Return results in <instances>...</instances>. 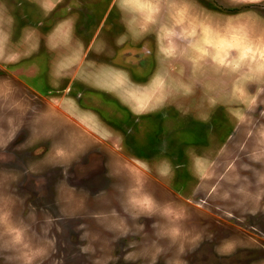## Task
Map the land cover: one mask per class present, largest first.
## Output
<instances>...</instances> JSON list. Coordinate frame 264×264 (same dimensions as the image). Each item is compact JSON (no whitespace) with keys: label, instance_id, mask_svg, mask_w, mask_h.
Here are the masks:
<instances>
[{"label":"rangeland","instance_id":"obj_1","mask_svg":"<svg viewBox=\"0 0 264 264\" xmlns=\"http://www.w3.org/2000/svg\"><path fill=\"white\" fill-rule=\"evenodd\" d=\"M66 18L54 56L79 34L90 64L128 84L156 76L164 107L137 120L62 76L53 50L24 58L27 73L0 58V264H264V0H0L16 56L30 26ZM76 101L120 145L67 124Z\"/></svg>","mask_w":264,"mask_h":264},{"label":"crops","instance_id":"obj_2","mask_svg":"<svg viewBox=\"0 0 264 264\" xmlns=\"http://www.w3.org/2000/svg\"><path fill=\"white\" fill-rule=\"evenodd\" d=\"M144 7L146 8L150 6L145 5ZM67 19L68 18H66L65 20H61L60 22L54 24L51 28L46 30V32L44 33L42 31V28L39 27L38 24H36L37 26L35 25L30 26V29L33 30V32H35L34 35L31 36V38L34 39L36 42H33L30 45L29 49L26 48L25 50H23V53L21 55L19 54L17 56L15 53V50H16L15 45L8 46L9 38L11 37V31L1 32L2 28L0 26V39L3 38L4 33H5L4 40H3V46H2V49L0 50V58H2V61H21L18 69L22 73H27L28 71L32 72L33 68H32V63L25 61L24 58H28V55L33 54L35 50H37L38 48H40L41 51L45 50L46 54L48 55L50 53L49 50H53V56H51L50 60H54L53 66L55 63V66H54L55 69L58 72H60L62 76L64 77L70 76L72 79H75L76 82L82 81L85 84L92 86L98 91H105V92H108V93L110 92L114 94L115 96L118 97V99L120 100L122 104L127 106L126 108L128 110V114L134 117H137V120L139 119V115H142L143 113L147 114L145 112H148V110H152L153 108L158 110L164 107V104L156 103L158 101H152L154 100V98L156 99L160 98V94H162L161 90L156 91L155 89L156 88L155 85H157L158 83L157 82L158 79H156V76L152 75L149 77L150 79L148 78L149 80L145 78L146 80H139V81L136 80L137 82H134V83L132 82V84H128L127 81L124 79V77L121 76V73H120L121 68L113 67V66H105L101 64L96 65L95 63L90 64L92 62L90 61L91 59L86 61L84 60V58L86 57L88 53L87 52L89 50L88 47L92 46L94 41L89 40L86 43L85 39L77 33H76L77 34L76 36H72V39L76 43L74 48H72V50L69 51L67 55H63L61 58L60 56L58 58L57 55L54 56V51L58 50L57 47H54V45L57 42L51 41V39L54 40V34H55L54 29L57 28L58 25L60 26L59 27L60 29L65 28L68 25V23H64ZM1 23L2 22L0 20V25ZM74 26H75V23H74ZM30 29H25V31L23 32L25 41L26 39L30 40V33H31ZM73 29L75 30L76 26L73 27ZM37 32L39 33L38 38H36V35H35ZM64 44L65 43H62L61 47H63ZM78 46H79V50L77 51ZM95 66H97L96 70H92L95 68ZM73 67L74 69H72ZM97 73L102 74L99 76H101L100 78L103 81L93 78L95 74L98 75ZM108 80L113 81V82H108ZM119 81H122V83H126L128 85L127 91L125 93H122L121 91L118 90V85H120L121 83ZM69 86L73 87L74 85L69 84L67 87L69 88ZM155 94H158V95L155 96ZM151 95H152V98H151ZM72 100L75 101V98H72ZM159 102H161V100ZM74 105H75V109L80 113V117L82 118L80 120L74 119V121H76L77 123L73 121L70 122L67 120L66 121L67 124L76 126L74 128L77 129L80 134H83V136L85 137L89 136L92 140L98 139L103 142L117 141L115 143H118V145H120L119 144V139H120L119 132H117L110 126H108L106 124V121L101 119L100 116L96 114L95 110H93L92 108H86L84 106H81V104H79L77 101L75 102ZM144 126L145 125L143 122L137 123L136 128L141 132ZM72 151H68V152L72 153ZM70 154L68 155V157L70 156ZM109 155L111 157L110 161L115 163L117 168H119V171L122 169L125 171L127 170V167H128L127 163L130 161L127 158H125L126 155L121 150H119L118 148H116L115 150H111ZM136 157H141L142 159H144V160H140V163H144V161H147L146 160L147 156H136ZM131 174H132V177L134 175H139V173H136V172H133Z\"/></svg>","mask_w":264,"mask_h":264},{"label":"flooded vegetation","instance_id":"obj_3","mask_svg":"<svg viewBox=\"0 0 264 264\" xmlns=\"http://www.w3.org/2000/svg\"><path fill=\"white\" fill-rule=\"evenodd\" d=\"M98 77H99V75H98ZM119 86V85H118ZM116 98L118 99V97L116 96ZM119 100V99H118ZM79 103V102H78ZM122 104V103H121ZM125 106V105H124ZM126 107V106H125ZM93 109V108H92ZM94 110V109H93ZM96 112V111H95ZM97 114V113H96ZM98 115V114H97ZM139 117H140V115H139Z\"/></svg>","mask_w":264,"mask_h":264}]
</instances>
